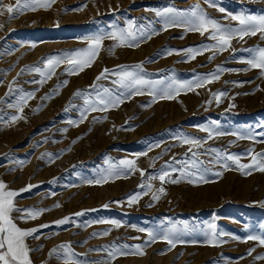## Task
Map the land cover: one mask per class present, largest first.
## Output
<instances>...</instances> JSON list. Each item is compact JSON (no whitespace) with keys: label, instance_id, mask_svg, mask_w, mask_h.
I'll return each instance as SVG.
<instances>
[{"label":"rangeland","instance_id":"374dc122","mask_svg":"<svg viewBox=\"0 0 264 264\" xmlns=\"http://www.w3.org/2000/svg\"><path fill=\"white\" fill-rule=\"evenodd\" d=\"M0 2L15 5L16 0ZM195 4L221 25L232 27L239 26L232 15H264V0H215L214 7L205 0H55L50 7L37 6L14 18L7 12L0 14V181L8 190L19 192L15 207L47 210L34 218L15 220L22 229L39 228L38 239L25 240L33 249L32 264H65L63 250L50 255L63 243L71 244L72 259L81 264H264V259H257L264 257V244L249 239L264 237V172L242 171L231 161L225 168L223 159L209 164L216 154L205 151L214 148L237 155L243 164L251 162V155L264 153V142H257L261 137L250 140L233 135L264 130L260 127L264 125V76L246 63L253 55L247 50L264 48V39L257 32L243 39L234 36L223 51H181L216 41L183 26L165 30L164 19L155 13L169 7L186 10ZM128 21L137 29L147 26L146 31H154L150 38L138 35L123 45L106 37L91 65L76 74L66 71L71 67L67 61L39 83H30L41 81L38 73L22 72L37 64L43 68L39 62L44 57L88 48L90 37L128 28ZM136 64L142 65L146 79L165 85L198 79L218 66L222 71L203 86L181 89L171 98L153 99L145 90L123 99L118 107L89 110L81 122L86 98L95 99L100 88L117 87L111 83L114 75L96 81L101 71ZM94 81L96 90L90 87ZM9 85L33 93L22 112L8 107L18 99L6 97ZM77 90L82 93L79 97L74 96ZM217 92L224 95L217 98ZM13 115L23 118L13 122ZM184 137L202 141L201 148L193 151L204 153L198 158L209 172L203 181L189 182L181 178V172L169 170L170 178L178 182L162 184L158 175L165 162L175 158L172 167L180 169L185 154L190 157ZM121 160H132L133 170L111 175L113 167L125 168ZM101 176L107 179L96 183ZM29 185L30 190L19 191ZM161 187L164 193L158 192ZM137 193L136 202L130 203ZM154 194L159 198L153 200ZM64 217L71 221L57 226L55 222ZM210 224L216 226L218 243L207 242ZM169 228L180 230L185 242L171 250L163 239L145 244L148 232ZM113 244L141 245L143 254L117 252L109 257ZM249 249H254L251 254Z\"/></svg>","mask_w":264,"mask_h":264},{"label":"snow or ice","instance_id":"6c2138e0","mask_svg":"<svg viewBox=\"0 0 264 264\" xmlns=\"http://www.w3.org/2000/svg\"><path fill=\"white\" fill-rule=\"evenodd\" d=\"M55 0H43V3L40 0H16L15 5L7 4L4 5L0 2V14L3 12H7L9 14V18H14L15 14H18L24 10H35L37 6L40 7H50ZM210 7L215 6V0H205ZM221 11H223L221 9ZM156 16L164 19V29L166 30L170 26H183L189 31H197L201 36H204L205 33L208 34V37L216 41L215 44L212 45H202L196 49H186L181 51H187L190 54L194 53H202L205 50L209 49H218L219 51H223L227 46H230V41L234 36H239V38L243 39L244 36L247 35H255L257 32L260 33L261 38L264 39V15L255 16L250 14L241 13L239 15H232L231 19L238 21V27L221 25L217 20L209 17L207 13L200 7L199 4H195L190 6L186 10H177L174 7L165 8L163 11L157 10ZM129 27L125 29H117L110 33H102L89 38V47L85 49L79 50H70L61 54L52 55L48 57H44L41 59L39 63L44 65L43 68L39 66V64L34 66H28L23 71H31L34 73H38L41 76V81H30V83H39L43 82L44 79L50 78L51 75L55 72V69L61 63L67 61L68 65L71 67L66 69L69 74H76L77 70H82L86 66H90L91 62L96 55L97 50L99 49L101 42L103 39L111 38L114 41H117L120 45H123L128 42L135 41L137 36L144 38H150L152 31L154 30H145V27L136 28V25L133 21H128ZM182 38V37H181ZM136 46V45H131ZM253 53L250 58L246 60V63L249 65L251 69H259L260 75L264 76V48H257L252 50H247ZM168 54H171L169 52ZM213 56L209 57V60L213 59ZM222 71V69L218 66L217 69L212 72L205 74L198 79H194L189 82L177 83L175 81L164 84L163 81L153 82L152 80L146 79L142 74V65L136 64L133 66H117L114 70H109L105 68L101 73L96 77V81H100L101 79H108L110 75H114L116 79L112 80L111 83L116 85L115 89H110L107 87L97 89L96 81L90 87L95 91V99H92L91 96L84 100V107L80 112V120L86 118V115L89 110L91 111H106L110 107L115 108L118 107L120 103L123 102V99L130 98L132 95L143 94L145 90L149 91L150 94L153 95V99L157 96L161 98H171L173 92H178L181 89L192 90L194 87H201L205 83L209 82L212 79L218 78V73ZM21 73H18L20 75ZM68 81H64L63 84L66 86ZM160 87H157V85ZM60 87V85H57ZM126 90V91H125ZM81 90H77L74 93V96H81ZM217 98L224 95L223 92H217L214 94ZM8 96H18L16 103H8V107L16 108L19 112L23 111V105L27 104L28 99L33 96L31 92H23L22 89H15L11 85H9V91L6 93V97ZM49 98L48 96L43 99ZM3 102H7L6 100ZM75 107V105H72ZM68 109L66 108L65 111ZM23 118L19 115H13L11 120L14 122L18 119ZM68 123L73 124L75 121L69 120ZM264 128V125L260 126ZM216 135H223L222 132H216ZM212 131H209L208 138L212 137ZM233 135H236L239 139H250L256 140V137L259 136L261 139L257 142H264V130L259 133L253 132L251 129L247 131H237L234 132ZM183 143L190 145L188 149V153H190V157L186 153V158L182 162V167L180 169H176L172 167V164L177 163L175 158L171 162H165V166H163L159 172L158 178L163 183L171 182L177 183L178 179L170 178V171L176 172L179 171L182 173L181 178L189 179V182H193L194 179L204 180L206 174L209 172L207 167H204L205 161L199 159L200 155L204 153H200L198 151H193V148L199 149L202 146V141L198 138L194 137H184ZM209 155L212 153L216 154V157L213 160L207 161V163H217L221 159L225 161L223 167L227 168L229 165L227 161H231L232 165H234L239 170H247L251 171L254 169H258L261 172H264V153H256L251 155V162L248 164H243L240 162V157L234 154L221 152L218 149H206L205 150ZM252 150L249 149L248 153L251 154ZM146 154V153H145ZM51 157V154H48ZM43 158V156L41 157ZM121 165L125 166L124 169L117 171L115 167H113L111 175L117 174H129L134 168V162L132 160H121L119 162ZM215 175H221L220 172H216ZM141 176L145 177V172L141 170ZM153 179L157 178L155 176L151 177ZM104 179H107L105 176H101L100 179H97L96 183H101ZM32 186L29 185L25 189H21L19 191L30 190ZM144 187V185H141ZM148 187H151L148 185ZM159 193H164V188L161 187L158 189ZM19 195L18 191L8 190L7 185L0 181V264H32L29 253L33 251L30 249L25 240L28 237L33 239H38L39 237L35 235L39 232V228L32 229H22L18 227L15 220L16 219H27L34 218L39 215L43 211H47L46 209L41 210H33V209H20L15 207L14 198ZM139 193L129 198L130 203H134L137 200ZM158 195H153L152 199H158ZM59 207V205H56ZM107 207V205H105ZM20 212L22 213L19 217H14L13 213ZM27 213V215H24ZM83 213H76V216H80ZM71 221V217H64L59 221H56V225H64ZM104 222V221H101ZM111 223L116 224L115 221ZM118 227L119 224H116ZM41 227H48V225H42ZM264 227V226H262ZM209 231L205 233L207 237V242L209 244L218 243L217 240V232L216 226L210 224L208 226ZM140 231H145L144 229H140ZM107 235V232L103 233ZM95 235V234H94ZM183 233L176 228H169L167 231L162 233L157 232H148V240L145 244H150L155 242L157 239H163L170 247L168 250H171L172 247H175L177 243H184L185 241L182 239ZM134 239H139L136 237ZM249 239L259 240L260 244H264V237L262 236H249ZM141 245H123L117 246L113 244L111 246V251L108 253L109 257H113L117 252L121 255L128 254L129 251H134L135 253L143 254L141 251ZM66 254L67 258L65 259V264H81V262L72 259L75 256L74 253L71 252V244L63 243L57 248L51 250L50 255L60 252ZM254 249H249V254ZM257 259H264V257H257Z\"/></svg>","mask_w":264,"mask_h":264}]
</instances>
